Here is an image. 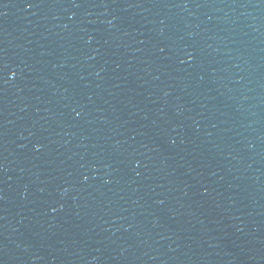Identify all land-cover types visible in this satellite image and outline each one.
Wrapping results in <instances>:
<instances>
[{
	"label": "water",
	"instance_id": "water-1",
	"mask_svg": "<svg viewBox=\"0 0 264 264\" xmlns=\"http://www.w3.org/2000/svg\"><path fill=\"white\" fill-rule=\"evenodd\" d=\"M0 264H264V0H0Z\"/></svg>",
	"mask_w": 264,
	"mask_h": 264
},
{
	"label": "snow or ice",
	"instance_id": "snow-or-ice-1",
	"mask_svg": "<svg viewBox=\"0 0 264 264\" xmlns=\"http://www.w3.org/2000/svg\"><path fill=\"white\" fill-rule=\"evenodd\" d=\"M29 6H31V5H29Z\"/></svg>",
	"mask_w": 264,
	"mask_h": 264
}]
</instances>
